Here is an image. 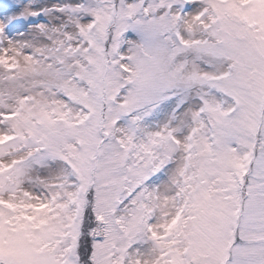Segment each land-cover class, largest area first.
I'll return each instance as SVG.
<instances>
[{
    "label": "snow or ice",
    "instance_id": "6c2138e0",
    "mask_svg": "<svg viewBox=\"0 0 264 264\" xmlns=\"http://www.w3.org/2000/svg\"><path fill=\"white\" fill-rule=\"evenodd\" d=\"M0 264H264V0H0Z\"/></svg>",
    "mask_w": 264,
    "mask_h": 264
}]
</instances>
